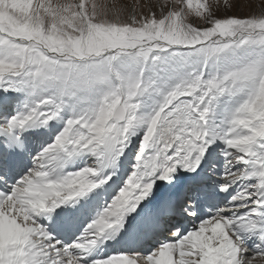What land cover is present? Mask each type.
Wrapping results in <instances>:
<instances>
[{
	"label": "snow or ice",
	"instance_id": "snow-or-ice-1",
	"mask_svg": "<svg viewBox=\"0 0 264 264\" xmlns=\"http://www.w3.org/2000/svg\"><path fill=\"white\" fill-rule=\"evenodd\" d=\"M0 264H264V0H0Z\"/></svg>",
	"mask_w": 264,
	"mask_h": 264
},
{
	"label": "rangeland",
	"instance_id": "rangeland-1",
	"mask_svg": "<svg viewBox=\"0 0 264 264\" xmlns=\"http://www.w3.org/2000/svg\"><path fill=\"white\" fill-rule=\"evenodd\" d=\"M256 2L259 3V0H256ZM246 12H247V8H244L242 14H244V13H246Z\"/></svg>",
	"mask_w": 264,
	"mask_h": 264
}]
</instances>
